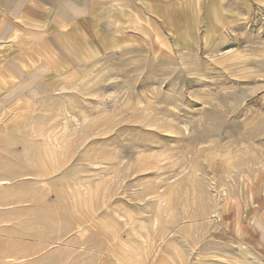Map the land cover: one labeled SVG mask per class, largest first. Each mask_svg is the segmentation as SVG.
<instances>
[{
  "label": "rangeland",
  "instance_id": "obj_1",
  "mask_svg": "<svg viewBox=\"0 0 264 264\" xmlns=\"http://www.w3.org/2000/svg\"><path fill=\"white\" fill-rule=\"evenodd\" d=\"M154 9L98 57H0V229L82 221L126 264L264 263L227 221L240 194L264 209V15Z\"/></svg>",
  "mask_w": 264,
  "mask_h": 264
},
{
  "label": "crops",
  "instance_id": "obj_2",
  "mask_svg": "<svg viewBox=\"0 0 264 264\" xmlns=\"http://www.w3.org/2000/svg\"><path fill=\"white\" fill-rule=\"evenodd\" d=\"M152 5L154 13L165 17L167 7L194 19L201 14L213 30L233 28L258 12L264 15V0H0V57H98L116 48L122 33L128 36L134 28L135 14L151 13ZM259 204L246 194L236 196L233 218L227 221L233 223L234 236L256 248L264 262V209ZM77 224L76 229L41 233L0 229V264H126L112 245L103 243L102 232Z\"/></svg>",
  "mask_w": 264,
  "mask_h": 264
}]
</instances>
